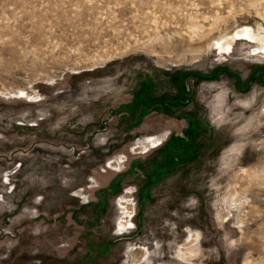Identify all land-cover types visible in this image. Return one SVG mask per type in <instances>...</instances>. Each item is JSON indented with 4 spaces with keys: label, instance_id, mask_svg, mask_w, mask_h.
<instances>
[{
    "label": "rangeland",
    "instance_id": "1",
    "mask_svg": "<svg viewBox=\"0 0 264 264\" xmlns=\"http://www.w3.org/2000/svg\"><path fill=\"white\" fill-rule=\"evenodd\" d=\"M262 42L264 0H0V264H264L260 70L246 92L190 75V103H163L188 71L243 87ZM57 222L73 252L15 262L25 225Z\"/></svg>",
    "mask_w": 264,
    "mask_h": 264
},
{
    "label": "crops",
    "instance_id": "2",
    "mask_svg": "<svg viewBox=\"0 0 264 264\" xmlns=\"http://www.w3.org/2000/svg\"><path fill=\"white\" fill-rule=\"evenodd\" d=\"M176 119V118H175ZM180 118L178 117L177 120ZM184 131V129H183ZM182 131V135H183ZM181 135V136H182ZM164 138V134H159L155 137L148 138L152 142H161ZM158 143V144H159ZM69 189V188H68ZM44 197V198H43ZM57 195H45L42 196L41 200L36 201H30V208H36L43 206L45 208H49V204L45 202V198L53 199L56 198ZM22 218L19 221H13L12 226H20L25 224V218L28 217V220H33L34 218H38L39 215H31V212L28 210L24 213H22ZM180 217V215L178 216ZM46 221V220H45ZM32 226L25 225L23 229L20 232V242L16 244L15 246L7 247L8 250L12 249L11 255L16 254V249H19L20 252L17 254L18 258H16L15 262L20 263L22 259V256H30L31 258H34L35 255H37V250L42 249L41 253H44L47 250H51L54 248L55 250L57 247L59 248L57 250V254H61L64 252L70 253L73 252L76 248V245L74 242L75 236L70 237L71 234H73V229H78L74 227L71 223H61L57 222L55 225H40L37 229L32 230ZM28 237H32L34 239L33 245L27 244ZM1 238V236H0ZM61 238V239H60ZM63 238V239H62ZM0 245H4L2 241H0ZM176 253V252H175ZM42 255V254H38ZM181 257L177 254V256H169L166 254V252L163 249H158L148 256V264H164V262L169 261V264H179L181 262ZM31 262L30 264H32Z\"/></svg>",
    "mask_w": 264,
    "mask_h": 264
},
{
    "label": "water",
    "instance_id": "3",
    "mask_svg": "<svg viewBox=\"0 0 264 264\" xmlns=\"http://www.w3.org/2000/svg\"><path fill=\"white\" fill-rule=\"evenodd\" d=\"M219 70H223V71L227 72L229 75L234 76L237 79L238 88L241 92H246L248 90L249 83L251 82V79L254 77L255 73L259 70H260V74L258 76L257 81H258V84H260L262 86L264 85V66H256L251 71L250 75L246 78V80L244 82V86L242 87V79H241L240 75L238 73L232 71L228 66L220 65V66H216L211 74H202V73L197 72V71H188V72L181 74L179 77V84H180V91L182 93V96L184 97V100H174V101L164 100L163 103L169 104V105H187L191 101V97L187 93L188 79H192L190 77V75H195L200 79L210 80V79H213L217 75ZM187 76H189V77L185 80V82H182V79L184 77H187Z\"/></svg>",
    "mask_w": 264,
    "mask_h": 264
},
{
    "label": "bare ground",
    "instance_id": "4",
    "mask_svg": "<svg viewBox=\"0 0 264 264\" xmlns=\"http://www.w3.org/2000/svg\"><path fill=\"white\" fill-rule=\"evenodd\" d=\"M258 41H260V39L258 38ZM262 45H264V42L261 43ZM159 142H152L150 139H147L146 141H141L140 144L138 145V147H145V144H149L152 146H156L158 145ZM123 160H117L116 163H114L115 166L120 165V163H122ZM131 197V191L130 189L127 187L126 189H124L123 193H121L120 197H119V206L123 209V219L119 222V225L121 227H126V225L131 224L132 222V205L131 203H129V198ZM130 205L129 207H127V205Z\"/></svg>",
    "mask_w": 264,
    "mask_h": 264
},
{
    "label": "trees",
    "instance_id": "5",
    "mask_svg": "<svg viewBox=\"0 0 264 264\" xmlns=\"http://www.w3.org/2000/svg\"><path fill=\"white\" fill-rule=\"evenodd\" d=\"M177 119H178V118H177ZM188 122H190V120H189ZM188 126H189V125H187V127H188ZM188 128L190 129V126H189ZM189 129H188V130H189ZM183 135H185V130L183 131ZM183 135H182V136L179 138V139H180V141H183V140H185V139H186V137H185V136H183ZM180 141H179V142H180Z\"/></svg>",
    "mask_w": 264,
    "mask_h": 264
},
{
    "label": "flooded vegetation",
    "instance_id": "6",
    "mask_svg": "<svg viewBox=\"0 0 264 264\" xmlns=\"http://www.w3.org/2000/svg\"><path fill=\"white\" fill-rule=\"evenodd\" d=\"M257 72H258V71H257ZM257 72H256V73H257ZM256 73H255V74H256ZM252 79H253V78H252ZM251 81H252V80H251ZM179 87H180V84H179ZM187 90H188V87H187ZM164 106H167V104H164ZM163 140H164V138H163ZM163 140H162V141H163ZM162 141H161V142H162Z\"/></svg>",
    "mask_w": 264,
    "mask_h": 264
}]
</instances>
